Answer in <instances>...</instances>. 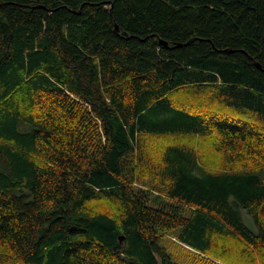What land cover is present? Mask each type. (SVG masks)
<instances>
[{
    "label": "trees",
    "instance_id": "trees-1",
    "mask_svg": "<svg viewBox=\"0 0 264 264\" xmlns=\"http://www.w3.org/2000/svg\"><path fill=\"white\" fill-rule=\"evenodd\" d=\"M0 264H264V0H0Z\"/></svg>",
    "mask_w": 264,
    "mask_h": 264
},
{
    "label": "rangeland",
    "instance_id": "rangeland-1",
    "mask_svg": "<svg viewBox=\"0 0 264 264\" xmlns=\"http://www.w3.org/2000/svg\"><path fill=\"white\" fill-rule=\"evenodd\" d=\"M173 234H176V232H173ZM162 243L169 249L171 253L176 254V258H178L179 260L189 259V250L182 247V245H180V243L176 238L173 237V235H169L168 237L163 238Z\"/></svg>",
    "mask_w": 264,
    "mask_h": 264
},
{
    "label": "water",
    "instance_id": "water-1",
    "mask_svg": "<svg viewBox=\"0 0 264 264\" xmlns=\"http://www.w3.org/2000/svg\"><path fill=\"white\" fill-rule=\"evenodd\" d=\"M116 30L119 31L118 26H116ZM161 42L168 45L167 41L161 40ZM241 216H242V220H243L245 227H247L253 234L259 235L260 234L259 227H258L254 217L248 212V210L246 208L241 209Z\"/></svg>",
    "mask_w": 264,
    "mask_h": 264
}]
</instances>
